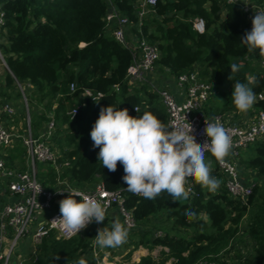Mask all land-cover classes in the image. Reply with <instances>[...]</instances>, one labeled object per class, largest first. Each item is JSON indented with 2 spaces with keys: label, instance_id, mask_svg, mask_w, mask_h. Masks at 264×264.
<instances>
[{
  "label": "trees",
  "instance_id": "trees-1",
  "mask_svg": "<svg viewBox=\"0 0 264 264\" xmlns=\"http://www.w3.org/2000/svg\"><path fill=\"white\" fill-rule=\"evenodd\" d=\"M111 1L129 18L137 38L145 36L159 43L161 69L179 77L198 66L203 80L222 88L223 105L215 109L211 100L207 106L208 114L239 113L231 101L233 85L236 81L246 82L253 76L258 83L253 85L256 101L252 107L264 110V100L257 99L264 93V76L252 66L247 59L246 47L241 45L247 20L237 7H221L219 0H158L155 14L140 21L135 8L137 0ZM256 1L264 3V0ZM0 2L6 13L7 43L2 47L12 72L7 73L6 87L14 86L15 77L36 89L35 97L44 107L41 112L34 111L40 123L49 113H54L59 123L56 144L64 157L60 162L68 161L71 165L65 169L63 177L80 189L101 183L110 191L127 190L122 180L125 174L123 165L118 162L117 170L110 172L97 159L100 149L92 146L90 132L98 119L100 107L113 104L120 109L127 108L133 117L150 111L166 124L167 112L156 93L147 91L146 87L133 90L128 86L126 78L132 53L107 34L108 0ZM196 19L205 21L203 34L194 30ZM139 27L141 33L137 30ZM232 63L239 64L240 69L232 74L233 80H229ZM73 83L77 84V91L70 94ZM116 87L118 92L114 90ZM3 90L6 94V89ZM86 91L101 93L102 97L91 102L82 97ZM141 93L144 98L140 97ZM85 101H88L87 107L71 121L68 111ZM136 107L140 108L139 113L135 111ZM63 126L67 128L63 129ZM24 154L25 149L17 147L10 153L8 161L12 163ZM240 159L248 169L264 177V142L241 151ZM40 175L46 187L55 183L54 173ZM211 175L217 177L215 172ZM194 191L186 201L177 203L172 202L167 192L154 200L129 197L127 207L133 210L139 226L148 224L151 218L163 217L172 225V230L192 231L189 236L169 232L153 236L152 232L142 230L134 250L143 247L150 254L142 257L138 264L216 262L218 255L227 250L237 236L239 224L246 217L248 233L254 243V254L246 262L264 264V187L257 185L246 205L229 198L226 192H209L196 181ZM186 211L192 214L186 215ZM95 234V228L71 239H57L51 233L38 246V259L28 264H78L81 258L85 264H97L92 255ZM158 248H163L159 257L152 256L151 253ZM131 256L132 252L128 259ZM103 257H99L101 262Z\"/></svg>",
  "mask_w": 264,
  "mask_h": 264
},
{
  "label": "built area",
  "instance_id": "built-area-1",
  "mask_svg": "<svg viewBox=\"0 0 264 264\" xmlns=\"http://www.w3.org/2000/svg\"><path fill=\"white\" fill-rule=\"evenodd\" d=\"M219 2L221 7L230 5L241 11L247 20V31L252 28L251 21L255 12L264 11V3H259L256 0H219ZM157 4L158 0H137L135 8L138 9L137 15L140 21L148 15L155 14L154 9ZM108 5L105 17L107 34L132 53V63L126 78L128 86L133 90L148 87L147 91L156 93L167 112V124L175 123L186 117L183 122L191 123L197 143L202 144L207 139L203 134L206 127L205 121L212 122L213 118H216L228 129L232 139L230 154L225 157L222 163L217 161L218 171L211 170V173L215 172L217 175L221 173L225 177L223 186L214 194L226 192L229 198L245 205L248 204L254 188L260 185L261 181L255 171L248 169L240 162V153L257 142H264V110L256 108L250 113L228 112L224 115H209L207 106L212 100L214 85L202 79L198 66H195L189 74L179 77L172 76L170 79H162L163 81L152 79L151 76L160 71L159 61L162 53L159 43L153 42L145 36L137 38L132 32L129 18L111 0H108ZM5 26L6 13L4 5L0 2V67L12 74L2 47L7 43ZM193 27L200 34L206 31L203 19H196ZM137 30L141 33L140 27ZM247 59L257 70H264V57L259 55V50L249 53ZM14 79L15 84L11 88L6 87V80L0 82V264H28L32 254H35L33 261L38 259V246L51 233H54L57 239H71L89 228L96 230L92 255L97 260V264H103L105 257L102 262L99 260L98 251L101 248L95 241L97 229L106 225L110 226L111 222L118 217L128 231L142 232L143 229L139 227L133 210L127 207V200L130 196L144 197L123 189L110 191L101 183L80 189L75 187L68 178H64L65 169L70 168L71 165L68 161L60 162L64 157L56 144L59 123L54 113L51 112L46 116L41 132L36 135L32 125L34 110L30 109L27 91L22 82H19L15 77ZM170 80L173 81L172 84H170ZM28 85L33 95L36 89L32 85ZM4 88L6 94L3 93ZM114 90L119 91L117 87ZM76 91L77 84H71L70 94H74ZM16 94L20 95L22 99L16 98ZM13 96L16 100L13 99ZM82 97L96 102L102 97V94L86 91ZM257 99L264 100V93ZM87 105L88 101H85L70 109L67 116L71 121L75 120L80 115L81 109ZM21 117L23 121L18 120ZM62 128L64 129L65 126ZM17 147L24 148L25 154L10 163L8 161L10 153ZM207 154L209 153H206L205 156ZM41 164L51 166L50 172L56 175L54 184L49 183L46 187L39 180V165ZM194 183L195 180L191 177L185 183L189 194L195 193ZM70 190L95 196L106 209L105 221L102 224L93 222L76 234H68L58 224L52 222L60 215V211L57 209L59 201L66 198L67 191ZM76 199L79 202L80 197H76ZM22 246L28 247L23 250ZM139 249L146 250L143 247ZM197 264L220 263L200 261Z\"/></svg>",
  "mask_w": 264,
  "mask_h": 264
},
{
  "label": "clouds",
  "instance_id": "clouds-1",
  "mask_svg": "<svg viewBox=\"0 0 264 264\" xmlns=\"http://www.w3.org/2000/svg\"><path fill=\"white\" fill-rule=\"evenodd\" d=\"M252 28L241 37V45L248 53L259 50L264 57V11H256L252 17ZM229 80L240 65L232 63ZM256 78L246 82L236 81L233 85L231 101L240 112H247L256 101L253 85ZM136 112H140L136 107ZM186 117L172 124H166L150 111L142 116L129 115L127 108L109 105L100 107L98 119L90 132L93 148H99L97 159L110 172L117 170L118 162L123 165V182L128 192L154 200L162 192H167L173 203L186 201L189 193L185 183L189 177L201 184L209 192H216L222 183L211 175V161L206 162L209 153L217 161L223 162L230 154L232 139L229 130L216 118L205 121L203 134L207 139L197 143L190 122ZM59 201L60 215L52 220L68 234L80 233L89 224H102L106 219V209L95 197L83 192L70 190ZM76 197H80L79 202ZM186 215L192 213L186 211ZM128 230L115 218L110 226L97 229L96 244L101 248H116L126 243ZM59 259V257H57ZM78 264H85L81 258Z\"/></svg>",
  "mask_w": 264,
  "mask_h": 264
},
{
  "label": "rangeland",
  "instance_id": "rangeland-1",
  "mask_svg": "<svg viewBox=\"0 0 264 264\" xmlns=\"http://www.w3.org/2000/svg\"><path fill=\"white\" fill-rule=\"evenodd\" d=\"M200 68V67H199ZM260 74L264 75V70L258 69ZM8 72H5V69L3 67H0V81L5 82L6 76ZM157 77L159 80L163 81L162 79H170L172 77L171 74L167 73L160 67V71L157 74ZM24 89L27 91V99L30 105V109L34 111H42L44 109L43 105L39 104L38 99H36L35 94H31V89L28 83L22 84ZM148 88V87H147ZM230 87H227V89ZM226 89V90H227ZM222 92V88H219L217 86L213 89V96H212V104L213 108H218L223 105V97L220 96V93ZM16 98H20V95L16 94ZM13 96V99L16 100ZM140 97L143 98V93L140 94ZM254 107H251L246 113H250ZM221 112V111H219ZM228 112H223L222 114H227ZM221 114V113H219ZM210 115V114H209ZM37 114L33 112L32 115V125L34 128V132L36 135H38L42 130V123L35 117ZM18 120L23 121L22 117L18 118ZM25 124V121H24ZM67 128V126H65ZM58 148V146H57ZM60 151V149L58 148ZM206 162L211 161L210 167L211 170L218 171V162L217 160L211 156V154H207L205 156ZM241 162V159H240ZM40 174L42 173H50L51 166H47L45 164L39 165ZM39 174V180L42 182L41 175ZM217 178L222 181L220 187L224 184L225 177L218 173ZM259 180L261 181L260 186L264 187V177L259 176ZM141 229L145 231L152 232V235H164L165 233L169 232L171 234L179 235V236H189L192 234L191 230L187 229H180V230H172V225L165 220V218H151L148 224L139 226ZM248 218H244L241 223L239 224V233L237 236L230 242V245L227 250L223 251L218 255L219 260L216 262L221 263L224 262V264H247L246 259L254 254V243L252 239L249 236L248 233ZM138 232L134 231H128V236L126 243L123 245L116 247V248H101L98 251L99 257L101 255H104L103 264H138V261H140L142 256H148L150 252L148 250H141L137 249L134 250L136 244L139 242ZM28 246H22L21 249H27ZM161 248L156 249L153 253H151L154 257H159ZM148 251V252H147ZM132 252V256L130 259H128L129 254ZM98 257V258H99ZM31 260L35 258V254H32L30 256ZM112 261V262H110ZM170 264V263H169Z\"/></svg>",
  "mask_w": 264,
  "mask_h": 264
},
{
  "label": "crops",
  "instance_id": "crops-1",
  "mask_svg": "<svg viewBox=\"0 0 264 264\" xmlns=\"http://www.w3.org/2000/svg\"><path fill=\"white\" fill-rule=\"evenodd\" d=\"M5 72H6V71H5ZM157 74H158V72H157V73H154L153 76H151V78L154 79V80H156V81H159V79H158V77H157ZM169 82H170V84L173 83L172 80H170Z\"/></svg>",
  "mask_w": 264,
  "mask_h": 264
}]
</instances>
